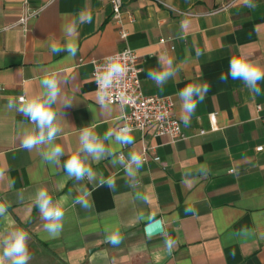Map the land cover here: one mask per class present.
I'll return each mask as SVG.
<instances>
[{
    "label": "crops",
    "instance_id": "1",
    "mask_svg": "<svg viewBox=\"0 0 264 264\" xmlns=\"http://www.w3.org/2000/svg\"><path fill=\"white\" fill-rule=\"evenodd\" d=\"M24 2L0 0V202L10 205L0 216V239L8 231L26 230L28 264H264V81L256 95L241 80L220 79L234 55L264 66V0H254L253 8L245 0H169L173 9L150 0H123L127 41L120 39L107 0H31L30 8L43 10L30 31L4 29L19 21ZM185 19L190 23L182 30ZM68 24L76 29L71 59H65L66 51H51L52 43L66 42L63 26ZM127 45L140 57L145 94L174 99L188 139L172 143L156 136L155 127L134 129V144L110 145L125 162L130 151L143 155L147 150L134 179L123 165H113L112 157L87 163L98 176L114 178V187L69 178L63 162L78 147L82 128L103 136L123 124L118 118L127 108L111 105L108 113L97 103L92 61ZM161 60H171L176 69L162 89L148 78ZM53 72L62 94L73 99L58 117L63 131L55 143L65 153L59 163L46 162L43 147H23L29 121L7 108L9 100L41 91L40 80ZM204 82L210 88L185 126L178 92L188 83ZM42 187L54 201L68 196L58 235L45 229L35 205ZM85 189L88 207L74 203ZM158 219L164 233L148 236L145 227ZM117 230L123 239L114 245L106 236ZM167 238L175 241L170 252Z\"/></svg>",
    "mask_w": 264,
    "mask_h": 264
},
{
    "label": "clouds",
    "instance_id": "2",
    "mask_svg": "<svg viewBox=\"0 0 264 264\" xmlns=\"http://www.w3.org/2000/svg\"><path fill=\"white\" fill-rule=\"evenodd\" d=\"M246 6L255 7L254 0H245ZM190 21L185 19L181 22V28L186 29ZM63 31L66 42L61 45L54 42L51 45L53 53L67 52L65 59L75 57L77 48L75 45L76 29L71 25H64ZM124 54H114L104 58V64L97 70L96 83L98 87L97 103L101 110L110 113L111 108V91L118 81L123 80L128 72L127 65L123 62ZM160 62V68L149 69L148 78L153 80L161 89L176 75V69L172 61L168 60L165 64ZM231 76L233 80L243 81L246 88L251 93L259 95L261 81H264V66L250 60L245 55H234L229 61V70L227 75L221 74L220 79L226 80ZM61 80L57 73L45 74L40 80L41 91L30 98L21 96L19 102L9 100L7 108L15 109L20 112L29 121L30 127L24 129L22 133L21 144L28 150H40L44 160L49 163H59L63 156L64 149L62 145L55 143L59 134L63 131L58 117L63 115L60 111L62 107H71L73 99L62 94ZM210 85L204 83H188L178 92L181 101V120L185 126L191 123V117L195 113L198 103L202 102L207 94ZM121 96L124 95L122 91ZM59 105V108L55 107ZM95 113V110L92 109ZM119 120L124 121L118 128H109L100 136L92 127H83L79 135V144L75 151L67 156L63 162V169L69 178L77 181L87 179L89 183L97 182L100 186L107 184L114 187V178H105L103 174H98L92 169L87 161L92 160L99 162L101 159L112 157L113 165L121 164L125 167L126 174L134 179L133 174L138 172L142 167L144 160L142 155L137 151H130L127 162L116 156V149L110 145H118L120 148L134 144V129L127 123L125 115H121ZM108 141V145L105 144ZM90 195L86 189L81 195L75 198L74 203L81 204L84 207L89 206L87 197ZM68 202V196H61L53 200L46 188H40L35 193V205L39 208L42 219L45 221V229L52 235H58L62 230V222L65 216L64 205ZM10 205L0 202V216L7 214ZM186 212L195 213V208L186 207ZM108 230L106 229V232ZM123 237L117 231H113L106 236V240L114 245L122 242ZM29 233L17 228L8 231L0 239V264H28L31 259L28 250ZM175 243L171 238L165 239V246L171 251Z\"/></svg>",
    "mask_w": 264,
    "mask_h": 264
},
{
    "label": "built area",
    "instance_id": "3",
    "mask_svg": "<svg viewBox=\"0 0 264 264\" xmlns=\"http://www.w3.org/2000/svg\"><path fill=\"white\" fill-rule=\"evenodd\" d=\"M31 0H25L24 12L15 24L6 26L4 29H13L20 27L24 32H29L32 22L38 18L43 8L32 9L29 6ZM105 1V0H100ZM112 5L113 20L119 26L120 39L127 41L130 32L125 27L124 19V2L123 0H107ZM157 5L165 8L173 9L169 4V0H150ZM228 4L220 10H225L230 7ZM181 13V12H180ZM187 16H195L192 13H182ZM131 22L135 19L133 16H129ZM162 43L165 39L161 40ZM123 55V62L127 65L128 72L126 77L118 81L111 91V105H120L127 108V111L123 112V115L127 118V123L133 128L145 132L150 127H155L156 136H167L172 143L180 140L188 139V136L183 130L182 123L177 119L174 113L175 101L171 97L149 96L146 95L142 87V67L140 65V57L137 52L128 45L119 52ZM118 54V53H116ZM94 71L93 76L96 83L97 70L104 64V58L101 60L92 61ZM124 92L121 96L120 93ZM96 92L98 97V87L96 83ZM25 97V96H23ZM26 98V97H25ZM261 110V106L258 107ZM215 114L213 115V117ZM124 123V121H122ZM217 128H215L216 130ZM206 134L205 130L200 131V135ZM263 147H259L258 150H262ZM143 160H147V150L142 155ZM156 161H160V158H155Z\"/></svg>",
    "mask_w": 264,
    "mask_h": 264
},
{
    "label": "water",
    "instance_id": "4",
    "mask_svg": "<svg viewBox=\"0 0 264 264\" xmlns=\"http://www.w3.org/2000/svg\"><path fill=\"white\" fill-rule=\"evenodd\" d=\"M164 224L161 219L155 220L145 227L146 234L148 236H156L164 233Z\"/></svg>",
    "mask_w": 264,
    "mask_h": 264
}]
</instances>
